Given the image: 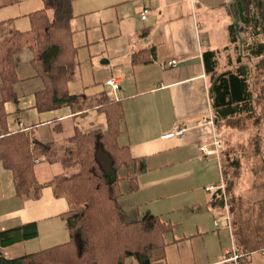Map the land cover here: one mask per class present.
Masks as SVG:
<instances>
[{
    "label": "crops",
    "instance_id": "1",
    "mask_svg": "<svg viewBox=\"0 0 264 264\" xmlns=\"http://www.w3.org/2000/svg\"><path fill=\"white\" fill-rule=\"evenodd\" d=\"M212 1L220 9L225 6ZM206 5V0L74 1L69 29L78 50L76 63L86 52L92 68L90 82L97 87L92 91L93 103L79 113L69 108L40 111L36 98L42 85L33 77L31 52L24 50L18 55L16 100L4 105L8 132L23 131L41 144H50L58 159L75 134L105 130V115L98 110L100 98L119 104L117 144L135 163L134 189L119 199L120 208L125 216L129 212L130 220L158 218L171 226L168 234L181 232L177 238L165 236L167 245L156 253L158 264H219L233 249L234 217L227 200L226 220L222 201L217 203L219 192L206 191L220 181L224 184L220 161L198 152L199 146L217 138L201 56L218 50H207L208 39L196 17ZM43 7L42 0H7L0 6V24H6L5 33L26 34L28 16ZM171 62L174 67H167ZM76 63L68 94L87 102L86 88L80 94L70 92L80 77ZM108 82L118 88L111 92L105 86ZM176 126L184 129L182 136H169ZM46 160L39 155L36 163L41 184L54 175L44 181L39 175L59 165ZM42 163L47 168L37 170ZM244 193L241 199L245 200L249 191ZM67 210L65 200L55 198L49 186L41 188L36 200L19 198L13 174L0 162V233L27 224H35L37 230L35 238L1 247L3 257L17 259L67 244L69 232L62 217Z\"/></svg>",
    "mask_w": 264,
    "mask_h": 264
},
{
    "label": "trees",
    "instance_id": "2",
    "mask_svg": "<svg viewBox=\"0 0 264 264\" xmlns=\"http://www.w3.org/2000/svg\"><path fill=\"white\" fill-rule=\"evenodd\" d=\"M74 1L42 0L43 10L28 16L26 34L5 33L6 24H0V162L13 174L19 198L36 200L41 188L49 186L55 198L65 200L68 210L62 217L69 232L65 245L11 260L0 254V264H152L167 245L165 236L171 226L158 218L130 220L120 208L119 199L134 189L135 163L117 144L119 104L100 98L98 110L105 115V130L75 134L58 159L50 144L7 129L4 105L16 100L18 55L24 50L31 52L33 77L42 85L36 98L40 111L86 109V98L67 91L78 52L69 29ZM222 9L236 21L226 30L227 46L206 51L201 58L209 78L213 125L221 142L219 161L229 214L234 217L232 233L246 252L264 247V0H232ZM220 55H224L222 66ZM222 129L237 134L249 131L246 143L229 146ZM39 155L49 164L58 163L64 173L41 184L36 176ZM244 170L250 181L245 200L233 195ZM217 203L221 204L220 198ZM36 235L35 224L3 231L0 248Z\"/></svg>",
    "mask_w": 264,
    "mask_h": 264
},
{
    "label": "rangeland",
    "instance_id": "3",
    "mask_svg": "<svg viewBox=\"0 0 264 264\" xmlns=\"http://www.w3.org/2000/svg\"><path fill=\"white\" fill-rule=\"evenodd\" d=\"M7 0H0V6ZM208 2V5H206L205 9H201L199 12H197L196 17L197 21L201 24L202 30L201 33L206 35L208 41L207 43L209 44L207 50H215L217 49L220 51L224 47L227 46V33L226 30L228 26L234 25L236 23L235 19L233 17H230L228 15V10L220 9L217 7L218 4L212 3L214 1L212 0H206ZM232 0H219V3L222 2V4H227L231 3ZM218 3V2H217ZM216 4V5H215ZM210 43L214 44L216 46L213 47ZM86 52H82L79 56V63H76L77 66V74H80V77H76L74 80V83L72 86H70V92L72 93H81L82 88H86V92H84L83 95H88V101L86 102V105H91L93 103V98H92V91L94 90V87L92 83L90 82V67L88 65V62H86ZM223 57L224 55H220L219 57V63L220 66L223 65ZM231 60H233L232 55L230 56ZM79 64V65H78ZM99 64V62H98ZM69 91V88L68 90ZM249 134V131L244 133V134H237L235 132L228 131L226 129H222V136L224 135V139L228 141V145L232 146L235 142L238 144H245L246 143V137ZM55 155V154H53ZM46 163H42L39 167H37V170L40 169H46L47 166ZM246 163H243L242 166L246 167ZM44 173V175L40 174L39 175V180H43L45 178H49L50 176L56 175L61 173L62 169L59 165L56 166H49ZM243 172L247 173L245 170L241 171L239 176L240 179L238 180L237 183H235L238 187V191L240 196L245 197L244 191H249L250 190V181L249 178L246 174L243 175ZM237 191V192H238ZM247 198V197H246ZM138 213V212H137ZM127 216L130 217L129 212L126 214ZM138 216V214H137ZM132 219V218H131ZM135 219V218H134ZM162 221V220H161ZM180 230L177 231H171V233L166 236L168 239L169 237H174L177 238L180 235ZM232 244H233V249L235 252L240 253L246 260H242L241 264H264V247H261L259 249L251 250V251H246V248H244L237 239L235 238L234 234L232 233ZM230 249V247H229ZM246 261V262H243ZM159 260L154 261L152 264H158Z\"/></svg>",
    "mask_w": 264,
    "mask_h": 264
},
{
    "label": "built area",
    "instance_id": "4",
    "mask_svg": "<svg viewBox=\"0 0 264 264\" xmlns=\"http://www.w3.org/2000/svg\"><path fill=\"white\" fill-rule=\"evenodd\" d=\"M145 15V12L142 13L141 19L143 20V17ZM167 67L173 68L174 63L171 62L167 64ZM105 86L111 91L114 92L118 88V84L115 82H108L105 84ZM184 133V129H182L179 126H176L173 131L170 133L169 136H176L180 137ZM221 148V142L213 137L211 140V143L209 145H201L198 147V152L201 154L203 157L207 156H213L215 159H219V151ZM37 163V161H36ZM217 190L219 192L220 200L222 201L224 205V211H225V219L227 220V212H226V196H225V189H224V184L222 181H220L219 185L217 187L214 186H209L206 188V191H214ZM243 257L242 255L237 254L234 249H231L229 252L225 253L219 264H238V260Z\"/></svg>",
    "mask_w": 264,
    "mask_h": 264
},
{
    "label": "water",
    "instance_id": "5",
    "mask_svg": "<svg viewBox=\"0 0 264 264\" xmlns=\"http://www.w3.org/2000/svg\"><path fill=\"white\" fill-rule=\"evenodd\" d=\"M1 254V253H0Z\"/></svg>",
    "mask_w": 264,
    "mask_h": 264
}]
</instances>
